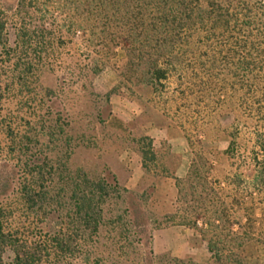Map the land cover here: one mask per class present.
I'll use <instances>...</instances> for the list:
<instances>
[{
	"label": "trees",
	"instance_id": "trees-1",
	"mask_svg": "<svg viewBox=\"0 0 264 264\" xmlns=\"http://www.w3.org/2000/svg\"><path fill=\"white\" fill-rule=\"evenodd\" d=\"M17 14L28 21L14 27L18 49L47 51L63 32H80L102 49L119 47L122 85L156 127L168 126L157 117L177 123L192 158L186 176L175 178V213L160 220L147 208L154 187L139 196L107 167L95 176L72 171L68 150L62 159L40 160L22 140L14 176L0 185V264H134L144 241L148 264H192L154 255L151 233L159 221L194 230L219 264H261L264 0H18ZM4 28L0 20V47ZM133 86L151 98L144 101ZM224 117L230 120L222 124ZM5 130L11 126L0 122ZM137 145L146 174L173 177L163 164L149 166L156 159L149 139ZM212 153L229 165L222 176Z\"/></svg>",
	"mask_w": 264,
	"mask_h": 264
},
{
	"label": "rangeland",
	"instance_id": "rangeland-1",
	"mask_svg": "<svg viewBox=\"0 0 264 264\" xmlns=\"http://www.w3.org/2000/svg\"><path fill=\"white\" fill-rule=\"evenodd\" d=\"M17 2L18 0H0V20L5 24L3 35L7 36L4 37L7 41L3 40L0 47V122L12 129L11 133L0 131V185L6 184L14 176L13 168L18 165L14 151L21 146L22 140L31 156L40 160L47 154L54 159H62L63 152L68 150L69 167L72 171L80 168L95 176L104 167L110 170V165L123 149L137 148L138 141L145 138L140 135L139 126L144 122L152 123L142 111L141 118L130 123L131 126H126L125 132L119 126L109 127L112 108L110 98L113 95L127 94L134 100L122 85L120 75L125 66L122 51L113 45L102 49L101 46L89 44V39L84 38L80 32L54 35L45 53L35 50L34 45L25 49L15 48L12 36L14 27L20 28L22 22L28 25V21H22V17L17 14ZM31 12L35 20L40 17L36 10ZM56 26L59 30L58 22ZM16 67L25 68L27 72L17 73L14 70ZM95 67L98 68V73L91 74ZM132 90L144 101L151 98L148 89L133 86ZM155 102H158L156 97ZM156 120L163 126L168 125L166 128L172 127L170 134L178 131L184 138L181 129L170 117H157ZM229 120L230 117H224L220 122L225 124ZM204 148L210 149V143H205ZM152 150L156 159L149 165L151 169L152 166L161 164L174 169L179 160L174 152L180 150V147L171 148L165 143L160 148L152 146ZM166 153L168 157H163ZM186 154H182L183 157L187 156L191 162L192 153ZM161 157L165 159L162 160ZM210 160L218 176L228 171L229 165L218 160L215 153L210 155ZM156 170L158 173L157 168ZM182 172L184 168L181 169L180 173ZM155 178V175L145 174L144 181L133 192H137L139 196L147 193ZM257 215L259 216V212ZM163 223L159 221V227L166 226ZM142 244V247H138L140 253L137 257L132 256L136 258L134 264H148V247L145 241ZM106 249L108 248L101 247L104 256L110 258L109 252L106 253L109 250ZM112 257L114 260L118 259L117 255ZM152 264L169 263L162 260Z\"/></svg>",
	"mask_w": 264,
	"mask_h": 264
},
{
	"label": "crops",
	"instance_id": "crops-1",
	"mask_svg": "<svg viewBox=\"0 0 264 264\" xmlns=\"http://www.w3.org/2000/svg\"><path fill=\"white\" fill-rule=\"evenodd\" d=\"M110 104L112 108L108 120L109 127L117 128L119 126L120 130L125 132L127 131L126 126H131L130 123L141 118L142 107L127 94L113 95L110 98ZM171 128H158L148 122H144L138 128L140 135L149 139L154 148L156 145L160 148V145H165V143L171 148L173 146L180 147V150L174 152L178 155L179 160L172 169L173 177L158 176L153 181L154 190L147 208L158 218L172 216L175 213V178H184L190 163V159L182 155L185 152L186 155H190L189 152H191L186 141L178 131L176 134H170ZM182 168H184V172L180 173ZM110 170L118 183L128 191H133L140 186L146 174L143 170L142 158L137 148L134 147L123 149L110 165ZM151 234L152 251L157 256L165 255L181 261H189L192 264H219L208 251L206 243L190 228L168 224L154 228ZM260 263L264 264V253L260 256Z\"/></svg>",
	"mask_w": 264,
	"mask_h": 264
}]
</instances>
